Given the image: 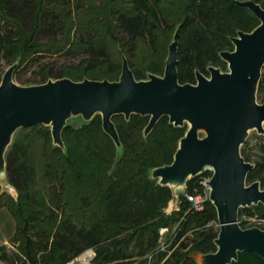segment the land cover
Masks as SVG:
<instances>
[{
  "label": "trees",
  "instance_id": "obj_1",
  "mask_svg": "<svg viewBox=\"0 0 264 264\" xmlns=\"http://www.w3.org/2000/svg\"><path fill=\"white\" fill-rule=\"evenodd\" d=\"M254 1L264 8V0ZM259 24L254 12L235 0H0V59L9 66L19 61L15 76L45 57H80L59 71L52 61L43 64L38 84L61 77L118 80L125 56L135 77L144 79L148 73L163 75L178 28L179 81L195 83L197 70L207 75L210 65L227 70L220 52L234 49L232 37L239 30L252 31ZM42 33L48 37L42 39ZM258 100L264 102V75ZM149 119L113 116L122 151L105 132L100 114L79 127L69 122L62 132L65 149L54 145L49 126L27 127L32 132L12 142L6 154L8 179L18 195L0 190V210L15 220L9 242L16 251L9 255L0 247V259L7 264H65L94 247V264H198L192 252L216 251L220 229L210 225L219 223L216 207L208 198L204 209L196 211L186 197L203 191L200 181L212 171L191 178L179 209L168 213L172 191L152 179L150 170L173 161L187 126H175L163 116L145 136ZM36 138L43 142L42 174L53 204L43 194L40 202L32 188L35 172L27 151ZM260 147L264 152V138ZM242 155L251 160L243 147ZM254 163L247 180H260L263 187L264 155ZM244 216L264 219V204L240 209V225L253 226ZM162 227L172 231L163 240ZM190 231L193 237L186 243ZM231 264H264V259L243 251Z\"/></svg>",
  "mask_w": 264,
  "mask_h": 264
},
{
  "label": "water",
  "instance_id": "obj_2",
  "mask_svg": "<svg viewBox=\"0 0 264 264\" xmlns=\"http://www.w3.org/2000/svg\"><path fill=\"white\" fill-rule=\"evenodd\" d=\"M235 1L253 11L260 24L252 31L239 30L232 37L234 49L220 52L227 70L214 65L208 66L209 75L197 70L195 83L179 81L178 28L163 75L148 73L147 78L137 79L124 56L118 80L61 77L22 85L14 81L19 61L10 65L0 82L1 193L18 195L8 179L6 154L20 128L49 126L54 145L65 149L62 132L69 121L80 118L89 122L100 114L105 132L122 151L114 115L123 114L126 119L132 114L149 115L145 136L168 116L175 126H187L173 161L150 170V177L168 186L171 199L179 203L168 213L179 209L191 178L204 170L212 171L208 185L220 225L214 239L217 249L190 256L198 264H231L243 251L264 259V229L239 223L241 208L264 204L260 180H247L255 163L242 155L250 131L264 133V102L258 100L264 67V8L254 0Z\"/></svg>",
  "mask_w": 264,
  "mask_h": 264
},
{
  "label": "rangeland",
  "instance_id": "obj_3",
  "mask_svg": "<svg viewBox=\"0 0 264 264\" xmlns=\"http://www.w3.org/2000/svg\"><path fill=\"white\" fill-rule=\"evenodd\" d=\"M18 6L20 7L21 5H18ZM24 11L27 13L28 9L25 8ZM30 21L31 20L27 18L26 22L28 24L30 23ZM51 30L53 31V28ZM47 37H48V34L42 33V36H41L42 39H46ZM79 58L80 57L63 56V55L45 57L41 61V64L37 63V64H31V65H26V66L21 67L19 72L15 74L14 81L22 85L35 84L34 82L39 81L42 77V75L40 74V68L43 64L52 61L54 63L53 65L54 69L56 71H59L63 63L76 64L79 61ZM8 67L9 65H7V63L3 59H0V82H1V78L4 72L6 71ZM263 75H264V67L262 69V76ZM69 122L72 125L77 126V127L81 126L82 124V120L80 118L71 119ZM31 132L32 131L30 128H27V127L20 128L15 133L13 142L23 139L27 134ZM262 138H264V133L260 134L258 133L257 130H251L249 137L247 138V142L242 146L243 148L247 150V153L251 158L250 160L251 162L262 160V157L264 155V152L262 151L260 147V142L262 141ZM42 144H43L42 140L37 139V138L31 142L29 149L27 151V163L33 167L34 172H35L34 173L35 178L32 182V185H33L32 188H33L35 196H37L39 201L42 202L43 200L41 198V194H43L45 198V202L48 204H51V203L53 204L51 195L48 191L49 184L42 174L43 163H44V160L42 157ZM0 190H1V184H0ZM13 195L17 196L16 193H14ZM178 205L179 203L171 199V201H169L165 210L167 212H170L172 209H176ZM37 206L40 207V205H37ZM2 212L0 211V213ZM8 213L11 217V221H8V223L4 227L0 226V247L2 246L6 247V250L8 251L9 255H12V252L16 251V248L13 244L9 242V239L13 232V225L15 223V220L13 219L11 213L10 212ZM210 225L213 227L214 231H218L220 229V225L217 222H211ZM261 226H264V223ZM192 237H193V233L190 231L186 234L184 241L186 243H190ZM167 245L168 244L164 246L167 247Z\"/></svg>",
  "mask_w": 264,
  "mask_h": 264
},
{
  "label": "built area",
  "instance_id": "obj_4",
  "mask_svg": "<svg viewBox=\"0 0 264 264\" xmlns=\"http://www.w3.org/2000/svg\"><path fill=\"white\" fill-rule=\"evenodd\" d=\"M210 177L203 178L200 182L204 186L203 191L195 192V193H186L187 199L191 202L192 209L196 211H201L204 209L205 202L209 198L210 189L208 185ZM244 219L247 221V224H263L264 219L258 217H246ZM160 236L161 240L164 239L167 233L172 232L170 227H162L160 228ZM97 252L94 247H89L85 249L83 252L66 262L65 264H94V258L96 257ZM114 264V263H107Z\"/></svg>",
  "mask_w": 264,
  "mask_h": 264
},
{
  "label": "crops",
  "instance_id": "obj_5",
  "mask_svg": "<svg viewBox=\"0 0 264 264\" xmlns=\"http://www.w3.org/2000/svg\"><path fill=\"white\" fill-rule=\"evenodd\" d=\"M2 213H0V226H5L8 221H11V217L6 209L0 210ZM0 264H7L3 260L0 259Z\"/></svg>",
  "mask_w": 264,
  "mask_h": 264
},
{
  "label": "flooded vegetation",
  "instance_id": "obj_6",
  "mask_svg": "<svg viewBox=\"0 0 264 264\" xmlns=\"http://www.w3.org/2000/svg\"><path fill=\"white\" fill-rule=\"evenodd\" d=\"M207 75V74H206ZM209 75V74H208Z\"/></svg>",
  "mask_w": 264,
  "mask_h": 264
}]
</instances>
